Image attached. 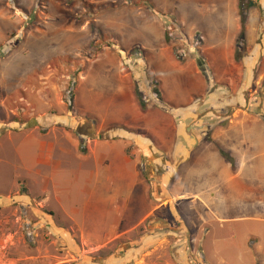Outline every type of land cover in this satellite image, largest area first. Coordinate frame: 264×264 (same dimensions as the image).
Instances as JSON below:
<instances>
[{
  "label": "rangeland",
  "instance_id": "374dc122",
  "mask_svg": "<svg viewBox=\"0 0 264 264\" xmlns=\"http://www.w3.org/2000/svg\"><path fill=\"white\" fill-rule=\"evenodd\" d=\"M254 1L238 0L239 15L241 17V12H244L246 21L252 6L262 9L259 0ZM224 4L225 0H0V264H86L91 261L90 257L99 261L108 253H135L139 246L144 248L148 245L149 236L142 241L136 242V239L152 234L157 227V217L167 218L173 226L179 224L182 217L190 226L191 233L204 239L205 253H199L200 257L194 264H264V221L238 218L246 213L223 210L220 216H208L207 223H203L197 210L189 208V201H179L172 211L167 207L159 209L125 240L112 248L95 251L92 245L81 240L67 215H72L71 208H78L80 212L73 213V216L81 222L85 214V224L98 216L103 217L93 210L96 198L93 196L90 200V194L82 190L83 185L71 187V179H68L60 188L71 187L70 192L62 190L59 193L63 210L57 207L54 197L49 201L57 212L54 216L45 208L41 196L34 193L40 190L38 182L31 181L33 195L24 188L22 181L16 183L17 176L28 174L19 160L20 136H8L15 129L45 132L56 123L71 131L69 116H75L71 113L73 106L76 111L80 105L97 114L109 110L110 118L130 126H149L148 119H135L128 111L121 110L125 100L118 91L125 80L121 78L118 60L115 57L108 60L106 52L117 51L123 60H127L133 54L141 58L136 50L145 51V58L154 70L151 81L150 70L147 69L149 87L158 89L161 97L159 86L162 85L164 100L184 103L192 87L187 74L182 75L165 66V59L159 55V35L163 31L165 38V30L171 22L158 12V17L155 16L153 6L177 16L188 38L191 35L189 41L182 39L170 43L165 40L172 52L178 48L177 52L186 56L185 50L193 51L195 57L192 60L198 69L197 58L203 57L219 76L226 68L222 53L235 36L233 16H229L226 9H221ZM239 33L235 39V59L245 63L248 53L252 57L256 51L249 49L248 46L253 44L248 43L246 34L244 39H239ZM197 34L203 38L198 45L200 53L192 40ZM255 37L254 43L261 41V36ZM119 46L129 49L128 53L120 51ZM263 57L264 51H260L259 60ZM256 69L255 79L262 66L258 65ZM81 76H84L83 81H79ZM160 78L159 85L157 80ZM263 83H254L250 88L253 90L248 91L247 98L254 93L255 104L260 105ZM202 152L196 156L204 155ZM194 161L192 165L199 167L196 158ZM145 169L154 186L156 183L162 185L163 178L153 167L146 164ZM185 169L179 168L175 181H181L182 174L191 175L188 168L186 172ZM201 181L202 185L207 182ZM115 182L114 185L110 181L107 183L103 197L110 190H119L120 181ZM185 184L187 188L193 185ZM127 191L125 223L139 222L152 206L151 200L153 203L161 201L153 190L150 200L142 184ZM100 207L107 208V202ZM104 214L107 217L106 212ZM248 214L264 218V213L258 214L257 210ZM113 215L114 211L110 213ZM247 233H257L261 237L260 253L246 250L244 240ZM170 240L172 248L181 246L182 250L194 251L188 253L192 258L198 257L199 245L189 238L186 240L184 237L186 241L183 243L179 236H171ZM255 242L256 238H249L251 249ZM160 249L157 253L169 251L166 245Z\"/></svg>",
  "mask_w": 264,
  "mask_h": 264
},
{
  "label": "crops",
  "instance_id": "0c3cea01",
  "mask_svg": "<svg viewBox=\"0 0 264 264\" xmlns=\"http://www.w3.org/2000/svg\"><path fill=\"white\" fill-rule=\"evenodd\" d=\"M258 2L262 9L258 8L259 11L252 6L247 12L245 24L248 43L253 44L248 47L256 52H253L252 57L248 53L243 63L235 59V39L241 29L238 0H225L221 9H226L228 15L233 16L235 36L222 53L226 68L219 76L205 58L211 68L212 79H206L191 58L180 62L171 47L166 45L164 32L160 33L159 55L165 59V66L176 69L182 75L187 74L192 87L188 100L174 104L163 99L162 85L159 86L161 100L170 112L156 108L143 112L137 102L135 79L147 80L148 69L150 80L153 81V66L146 60L145 51L136 53L141 58L133 54L127 60L124 57L123 60L117 51H107L108 60H114V57L118 60L121 78L125 80L118 91L125 100L121 110L128 111L135 119H148L150 127L130 126L110 118L109 110L97 114L80 105L77 112L73 106L71 113L75 116H69L71 131L59 126L56 121L57 125L45 129V132L39 129H15L8 136H20L19 144L22 147L17 148L19 160L28 174L17 176L16 183L22 181L30 194L40 195L45 208L51 210L54 216L57 212L49 205L51 198L54 197L59 205L57 207L62 209L59 193L62 190L70 192L72 186L83 185L82 190L90 194V200L93 196L96 198L93 210L103 217L98 216L85 224V214L81 222L73 216L80 212L78 208H71L72 215H66L69 223L78 230L81 240L92 245L95 251L112 248L145 224L159 209L167 207L172 211L179 201H189V208L197 210L203 223H207L208 216H220L223 210L246 213L238 218L264 221V218L248 214L252 210H257L258 214L264 213V86L260 89L263 93L260 105L253 101L254 93H249L247 98L254 83L259 85L264 82V57L262 60L258 58L259 52L264 51V0ZM157 11L163 12L153 6L155 16ZM255 35L261 36L260 42L254 43ZM192 38L194 41V36ZM119 47L120 51L128 53L129 49ZM258 65L262 69L255 79ZM83 78L81 76L79 81H83ZM157 81L160 85L162 79ZM75 99L76 95L74 102ZM81 140L84 141L82 144ZM201 151H204V155L196 156ZM222 151L230 155V161L223 156ZM194 158L199 162V167L192 165L195 163ZM146 164L161 175L162 185H153L154 182L148 178ZM180 167H185V172L188 168L191 175L182 174L181 181H175ZM68 179H71V187L60 188ZM201 179L207 182L202 185ZM118 180L119 190H110L103 197L107 183L110 181L114 185ZM31 181L39 183V192H31ZM187 182L193 184V188H187ZM139 184L143 185L150 200L153 190L161 201L153 203L151 200L152 206L139 222L125 223L127 189ZM106 202L107 208H101V204ZM112 211L114 215L110 216ZM104 212L107 217H104ZM179 221L173 226L167 218L157 217V227L152 234L145 237L141 235L136 239V242L142 241L149 236L148 245L144 248L139 246L135 253H108L99 261L90 257L91 261L86 264H194L200 257L199 253H205L204 239L191 233L190 226L182 217ZM171 236H179L182 243L188 238L197 243L198 257L192 258L188 253L194 251L182 250L181 246L173 249ZM184 237L186 240H183ZM250 237L256 238L253 249L249 246ZM244 243L248 252L260 253L262 249V240L257 233H247ZM165 245L169 251L157 253Z\"/></svg>",
  "mask_w": 264,
  "mask_h": 264
},
{
  "label": "trees",
  "instance_id": "16d2710c",
  "mask_svg": "<svg viewBox=\"0 0 264 264\" xmlns=\"http://www.w3.org/2000/svg\"><path fill=\"white\" fill-rule=\"evenodd\" d=\"M162 18L166 19L167 21L171 22L170 26H168V28L165 30V40L166 42L170 43L173 41L175 43V41L177 40H188L190 38H188L187 34L183 31V26L181 24V22L179 21V19L177 18V16L175 15H169L167 13H163L160 11H157ZM245 24H246V16L244 14V12H241V29H240V33H239V39H244L245 36ZM172 32V34H170ZM198 37V35H196ZM196 37V38H197ZM197 41V40H195ZM201 43V41H199L198 44H195V49L197 50L198 53H200L199 49H198V45ZM175 48V47H173ZM178 48H175L174 54L176 56V58L180 61V62H184L186 61V59H193L194 56V52L193 51H188L185 50V54H187L186 56H184L182 53L179 54L177 52ZM141 52L140 50H136L135 53ZM142 53V52H141ZM201 56V55H200ZM200 58V59H199ZM197 58V64L199 69L201 70L202 74L205 76L206 79H212L213 75H212V71L210 66L207 64L206 60L203 57H199ZM236 58H239L238 56ZM212 77V78H211ZM157 84V83H156ZM143 85V86H142ZM157 85H155L156 87ZM135 96L137 98V102L141 108V110L143 112L148 111L150 108L153 109H161L165 112H170V109L165 106L163 104V101L161 100L160 97V92L158 91V89H151L149 87V84L147 82V80H138L135 79ZM94 120V119H93ZM96 121V120H94ZM84 141L81 140V144ZM83 150H85L84 147H82ZM223 156L227 159V160H231V157L228 153L222 151Z\"/></svg>",
  "mask_w": 264,
  "mask_h": 264
},
{
  "label": "built area",
  "instance_id": "2783aa9c",
  "mask_svg": "<svg viewBox=\"0 0 264 264\" xmlns=\"http://www.w3.org/2000/svg\"><path fill=\"white\" fill-rule=\"evenodd\" d=\"M170 34H172V32L170 33ZM198 35V37L196 38V37H194V43L195 44H198L199 43V41H201L202 42V40H203V38H201L200 36H199V34H197ZM195 40H197V41H195ZM140 53V52H139Z\"/></svg>",
  "mask_w": 264,
  "mask_h": 264
}]
</instances>
